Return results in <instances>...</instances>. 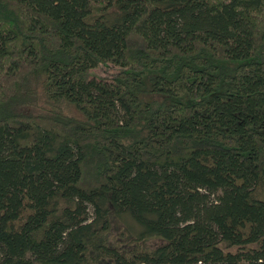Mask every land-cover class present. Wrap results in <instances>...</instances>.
<instances>
[{
    "label": "trees",
    "instance_id": "1",
    "mask_svg": "<svg viewBox=\"0 0 264 264\" xmlns=\"http://www.w3.org/2000/svg\"><path fill=\"white\" fill-rule=\"evenodd\" d=\"M0 264H264V0H0Z\"/></svg>",
    "mask_w": 264,
    "mask_h": 264
},
{
    "label": "rangeland",
    "instance_id": "2",
    "mask_svg": "<svg viewBox=\"0 0 264 264\" xmlns=\"http://www.w3.org/2000/svg\"><path fill=\"white\" fill-rule=\"evenodd\" d=\"M115 70H116V66L109 64V65H99L96 68L92 69L91 71L98 74V75L100 74V75H104V76H109ZM67 111L74 114V115H78V112L75 110L73 105H69L67 107ZM154 242H155V240H149V241H147V244L151 245Z\"/></svg>",
    "mask_w": 264,
    "mask_h": 264
}]
</instances>
